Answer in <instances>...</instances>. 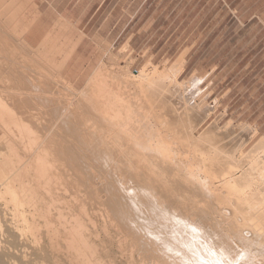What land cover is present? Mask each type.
I'll use <instances>...</instances> for the list:
<instances>
[{
  "label": "bare ground",
  "instance_id": "bare-ground-1",
  "mask_svg": "<svg viewBox=\"0 0 264 264\" xmlns=\"http://www.w3.org/2000/svg\"><path fill=\"white\" fill-rule=\"evenodd\" d=\"M35 1L0 0V264H264V138L202 130L182 55L81 66L89 33Z\"/></svg>",
  "mask_w": 264,
  "mask_h": 264
},
{
  "label": "rangeland",
  "instance_id": "rangeland-1",
  "mask_svg": "<svg viewBox=\"0 0 264 264\" xmlns=\"http://www.w3.org/2000/svg\"><path fill=\"white\" fill-rule=\"evenodd\" d=\"M35 2L51 21L41 26L49 28L63 16L89 33L90 43L84 41L81 47V66L89 56H100L107 64L126 63L131 70L147 60L171 68L182 55L184 71L179 81L188 87L183 85L181 90L191 93L195 89L197 101L203 99L213 110L202 130L216 119L218 143L233 152L237 139L248 135L241 126L249 124L256 134L241 150L248 154L259 148L264 138V28L256 19H238L220 0ZM190 77L191 84L185 81ZM230 121L234 128L229 127Z\"/></svg>",
  "mask_w": 264,
  "mask_h": 264
},
{
  "label": "crops",
  "instance_id": "crops-1",
  "mask_svg": "<svg viewBox=\"0 0 264 264\" xmlns=\"http://www.w3.org/2000/svg\"><path fill=\"white\" fill-rule=\"evenodd\" d=\"M223 6L238 19L249 17L256 19L264 28V0H220Z\"/></svg>",
  "mask_w": 264,
  "mask_h": 264
}]
</instances>
